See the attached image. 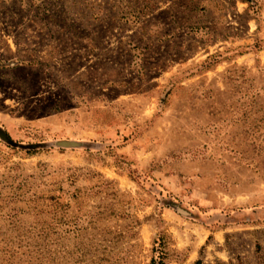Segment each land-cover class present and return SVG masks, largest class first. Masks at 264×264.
<instances>
[{"label": "rangeland", "instance_id": "obj_1", "mask_svg": "<svg viewBox=\"0 0 264 264\" xmlns=\"http://www.w3.org/2000/svg\"><path fill=\"white\" fill-rule=\"evenodd\" d=\"M264 264V0H0V264Z\"/></svg>", "mask_w": 264, "mask_h": 264}, {"label": "trees", "instance_id": "obj_2", "mask_svg": "<svg viewBox=\"0 0 264 264\" xmlns=\"http://www.w3.org/2000/svg\"><path fill=\"white\" fill-rule=\"evenodd\" d=\"M248 2H251L252 0H247ZM151 264H163L162 261H159L158 263L155 262V260H152ZM196 264H199V262H197Z\"/></svg>", "mask_w": 264, "mask_h": 264}]
</instances>
